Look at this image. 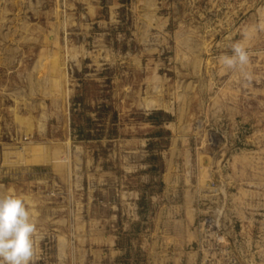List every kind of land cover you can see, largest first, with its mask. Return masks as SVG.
Masks as SVG:
<instances>
[{"label": "rangeland", "instance_id": "374dc122", "mask_svg": "<svg viewBox=\"0 0 264 264\" xmlns=\"http://www.w3.org/2000/svg\"><path fill=\"white\" fill-rule=\"evenodd\" d=\"M260 24L264 0H0V192L29 197L37 264H147L176 218L196 239L211 205L264 203ZM102 233L121 259L81 261Z\"/></svg>", "mask_w": 264, "mask_h": 264}, {"label": "crops", "instance_id": "0c3cea01", "mask_svg": "<svg viewBox=\"0 0 264 264\" xmlns=\"http://www.w3.org/2000/svg\"><path fill=\"white\" fill-rule=\"evenodd\" d=\"M167 177H169V180L172 182L174 179L177 178L178 180L182 176H180L178 171H176L175 177V174L171 171L170 173H167ZM169 190H172V193L181 192L182 194H185L187 191L191 192L192 194L197 192L195 189L194 191H191L186 190L184 187L180 188L179 186L175 187V189L172 187H166V192ZM262 207H264V203H261L260 206L252 209L247 202L242 204L234 203L231 204L229 216L225 219L228 221L238 222V234L242 237L244 242L253 244L257 237L261 238V243H257L256 246L258 247L261 256V264H264V212H254L253 210L260 209ZM177 208H179V210L182 209V205H179ZM255 215H261L262 217L255 218ZM179 221L180 220L177 218L173 220V223L177 224L178 226L176 231L177 233L175 235L169 236L170 239H168V234L161 233L158 239H156L155 248H153L152 253L150 254L148 253V250H146L145 256L151 258L150 260L147 258V264H198L199 255L193 246L197 237L196 239L188 238L187 235H185L186 226H184L182 220L181 223H179ZM191 224L188 223L189 229ZM161 226L164 227V230L162 231H165L166 227L168 226L167 221H161ZM178 231L180 233H178ZM94 240L96 243H91ZM83 241H85V248L83 251L81 250L79 252V258L81 257V261L83 257L82 255L86 254V252L88 253L90 249L95 251L100 250L101 253L98 254L102 259L110 254V248H112L114 254H116V259H121L122 257V252L118 248V241L115 236H105L102 233L96 234L93 237L87 236L85 239H83ZM105 250L108 252H105ZM72 252H75V250L71 251L69 248H67V250L65 249V253L67 254L65 257L71 256ZM56 255L64 257V255H62V251L59 250L58 247L56 250ZM83 264H87V261H85Z\"/></svg>", "mask_w": 264, "mask_h": 264}, {"label": "clouds", "instance_id": "9594fccd", "mask_svg": "<svg viewBox=\"0 0 264 264\" xmlns=\"http://www.w3.org/2000/svg\"><path fill=\"white\" fill-rule=\"evenodd\" d=\"M264 30V24L257 26ZM219 62L226 71L239 72L251 82L247 66L250 52L241 42L231 45L230 54H223ZM38 228L29 197L9 189L0 192V264H37L35 242Z\"/></svg>", "mask_w": 264, "mask_h": 264}, {"label": "built area", "instance_id": "2783aa9c", "mask_svg": "<svg viewBox=\"0 0 264 264\" xmlns=\"http://www.w3.org/2000/svg\"><path fill=\"white\" fill-rule=\"evenodd\" d=\"M224 214L225 204H214L199 221L193 245L199 255L198 264H261L256 246L261 238L253 244L244 242L235 229L237 222L226 220Z\"/></svg>", "mask_w": 264, "mask_h": 264}]
</instances>
